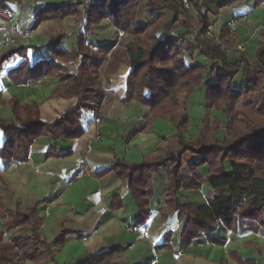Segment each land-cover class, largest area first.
<instances>
[{"label":"crops","instance_id":"obj_1","mask_svg":"<svg viewBox=\"0 0 264 264\" xmlns=\"http://www.w3.org/2000/svg\"><path fill=\"white\" fill-rule=\"evenodd\" d=\"M225 1L206 5L210 9L212 26L220 36L223 25L231 23L232 19H240L238 32L229 31L236 43L249 42L246 55L255 62L256 51L264 44V0H240L219 8L218 5ZM86 2L0 0V9H9L13 13L8 18L0 17V123L16 120L12 99H18L20 105H37L42 120L48 123L76 104L75 97L56 96L55 92L63 87V69L73 73L79 70L80 58H74L72 51L76 49L77 36L84 29ZM64 3H70L74 10L63 19L52 18V12L42 10ZM148 3L149 0H131L127 15L135 13L136 26L154 23ZM190 11L196 19L197 14L192 9ZM172 13L168 8L164 10L163 23L168 24L173 18ZM184 19L181 14L178 23L182 24ZM17 27L28 31L31 37L16 36L12 42ZM120 32L110 19H105L86 32V36L96 53L101 43L118 40L116 46L119 44L125 48L134 39L128 33L125 37H118ZM185 32V28L178 27L174 35ZM61 36L64 38L59 52L47 49L52 37ZM157 36L164 38L165 30L159 29ZM122 39L124 44L119 41ZM17 47L23 50L11 54ZM128 56L123 55V62L108 79L103 72L106 66L102 67L98 83L105 87L102 104H108V107L99 126L94 125L89 110L82 111L84 134L80 138L67 140L55 139L51 134L42 135L30 147L28 159L16 162L2 157L6 135L0 128V209L15 213L18 208L29 209L38 205L37 213L43 220L38 236L45 243L34 244L30 227L7 228V218L0 213L1 242L12 244L18 240L23 246L21 256L26 252L33 257L5 264H153L154 261L156 264H264V228L259 232L243 231L241 224L234 232L219 222L210 239H198L191 247L181 250L185 219H181L176 209L167 207L164 191L168 168H162L153 176L151 213L144 222L140 221L139 205L130 183L117 175L118 161L139 164L147 156H165L170 149L177 150L179 142L176 138L178 130L170 121L162 118L151 121L150 107L135 99L124 102L132 70ZM5 57L8 58L4 60ZM53 57L63 69L52 67L54 71L28 82L23 72L12 75L24 62L29 68L37 64L45 67ZM205 60L198 56L194 59L198 63H207ZM187 110L191 126L184 135L193 136L197 141L208 112L201 88L191 95ZM141 126L144 129H139ZM214 156L215 151L203 156L185 154L182 174L187 181L197 184L196 173L201 178L206 177L210 163L217 160ZM199 161L203 164L200 167L188 165ZM81 165L84 174L78 175ZM211 190L210 184L204 183L196 189L182 188L179 197L193 207L203 206L208 204ZM64 232L65 243L53 245L52 242ZM170 232L171 238L167 241L166 234Z\"/></svg>","mask_w":264,"mask_h":264},{"label":"trees","instance_id":"obj_2","mask_svg":"<svg viewBox=\"0 0 264 264\" xmlns=\"http://www.w3.org/2000/svg\"><path fill=\"white\" fill-rule=\"evenodd\" d=\"M223 0H149L148 10L153 14L154 23L135 25V13L127 15L131 0H93L87 5L85 15L86 31L90 32L105 19H110L117 30L134 36L121 51L115 41L98 45V51L93 53L87 44L86 34L77 36L76 49L72 51L74 58H80L79 70L76 74L66 73L61 76L63 87L55 92L56 96L75 97L76 104L70 106L64 114L52 123L42 120L37 105H20L18 99H12V107L16 120H3L0 128L6 135L2 157L7 160L24 162L28 159L29 149L35 139L51 134L55 139L73 140L84 134L81 123L83 109H91L90 102L103 103L105 90L98 83L101 70L106 66L104 75L108 79L123 62L120 57L127 54L132 67L128 78V94L124 102L135 99L151 108V121L162 118L170 120L171 114L179 109H187L188 101L196 89L204 92L206 108L217 109L229 118V139L210 136L208 114L203 120V130L196 143L187 141L184 133L189 123L184 115L178 130L179 148L170 149L165 156L152 158L147 156L139 164L118 161L117 175L130 183V189L139 205L141 220L144 222L151 213L150 200L153 197V176L162 168H168V179L165 185L167 207L177 210L181 219H185L181 233V250L187 249L194 241L201 238L210 239L215 227L222 222L226 228L237 232L239 224L243 231L259 232L264 228V44L256 51V61L252 62L246 55L230 56L220 47L202 39L199 35L193 37V27L198 25L201 33H206L211 19L207 4H219ZM240 0H227L218 7L228 6ZM168 8L173 18L163 23L164 10ZM197 14L195 19L190 10ZM42 10L52 12V18H65L73 10L70 3L47 6ZM181 14L184 21L180 22ZM80 16V15H79ZM78 16V17H79ZM81 18V16L79 17ZM178 27L186 29L185 33L174 35ZM165 30L164 38H159V29ZM64 36L52 37L47 49L59 52ZM220 38L225 44L236 41L227 26H223ZM90 44H93L90 42ZM17 47L11 54L22 51ZM201 55L207 63L194 61L195 55ZM8 57H5L6 60ZM190 61L192 63H190ZM37 64L31 68L24 62L14 73H24L27 82L38 79L54 69H63L55 63V57L47 62L45 67ZM214 79L211 81V77ZM149 94L146 95L145 92ZM178 97L183 103H178ZM241 102L237 107V103ZM108 104L103 108L106 110ZM251 111V113L249 112ZM255 111V112H253ZM249 112V113H248ZM238 113H242L241 121L233 124ZM144 129V126L139 127ZM216 151L218 160L210 163L206 177L196 173L197 184L188 182L182 174L184 168L183 156L187 153L196 156L207 155ZM67 154V153H66ZM190 166L200 167L201 161L192 162ZM208 183L212 187L208 194V204L193 207L180 200L182 188L196 189ZM38 205L29 209L18 208L15 213L1 211L7 218V228L30 227L33 230L34 244L42 243L38 236V228L43 220L38 215ZM171 232L166 234L167 241ZM0 261L5 264L17 261L16 249L23 248L17 240L12 244L1 242ZM66 241V232L52 242L62 245ZM52 244L48 247L50 250ZM19 261L33 258L26 255Z\"/></svg>","mask_w":264,"mask_h":264},{"label":"rangeland","instance_id":"obj_3","mask_svg":"<svg viewBox=\"0 0 264 264\" xmlns=\"http://www.w3.org/2000/svg\"><path fill=\"white\" fill-rule=\"evenodd\" d=\"M88 1H90V0H87V2ZM87 2H86V4H85V6H84V17H85V13H86V11H87ZM233 21V19L231 20V22ZM224 22V21H223ZM181 23H182V21H181ZM229 24L230 23H228V24H225V25H223V26H227L228 28H229ZM210 25L212 26L213 24L212 23H210ZM222 26V27H223ZM83 27H84V29H83V31H82V33H85V34H87L88 32L86 31L87 29H86V22H85V24L83 25ZM196 27H198V25H196ZM194 28V27H193ZM263 29H264V26H263ZM229 30H230V28H229ZM238 30V27L235 29V30H233L235 33L236 32H238L237 31ZM120 31V30H119ZM232 31V32H233ZM87 32V33H86ZM121 32H124V31H121ZM121 32L118 34V37H125L126 35V33L127 32H124V34H121ZM213 32H214V39L216 40H218L219 42H220V47L222 48V46H224V47H226V48H233V47H235L237 44H240V43H236V42H234V43H231V44H225L224 42H222V40H221V38H220V36L219 35H217L216 34V32H215V29H214V26H213ZM128 34H130V33H128ZM132 35V34H131ZM212 38V39H213ZM86 39H87V44L86 45H89L91 48V50H92V52H93V47H92V45L90 44V41L88 40V37L86 36ZM118 39V38H117ZM202 39H204V40H206V41H208L209 43H211V44H214L211 40H209V39H207V38H202ZM119 41H121L123 44H124V42H125V40H119ZM115 43H118V40H116L115 41ZM119 45V44H118ZM117 45V47L121 50V51H123L124 50V48H122L120 45L118 46ZM215 45H217V44H215ZM223 49V48H222ZM95 50V49H94ZM224 51H225V53H227V54H229L231 57L232 56H236V55H241V54H244V53H238V52H227L225 49H223ZM94 53V52H93ZM123 55H126V54H122L120 57L122 58V60H123ZM196 56H198L199 58L201 57L202 59H204V57H202L201 55H195V58H196ZM248 57V56H247ZM194 58V59H195ZM197 62V61H196ZM62 75H64V74H66V73H71V74H76V73H73V72H69L68 70H66V69H63L62 71ZM106 78V77H105ZM211 81L214 79V76H212L211 78ZM104 90H105V87H102ZM105 93H106V90H105ZM178 103H180V104H182L183 103V98H181V97H178ZM90 104L91 105H93V108H91V109H88L89 110V117L90 118H92L93 120H94V125L95 126H99V125H101L102 124V121H103V118H104V114H105V109L103 108V104H101V105H99L97 102H90ZM240 104H241V102H239V103H237V107L238 106H240ZM187 109H188V106H187ZM187 109H185V110H183V109H179L178 111H176L174 114H171V117H170V122H171V124H173L174 126H176L177 124H179V122L182 120V118L184 117V115H186V116H188L186 113H187ZM83 110H86V109H83ZM82 110V111H83ZM92 112H94L93 114H91ZM250 113H251V111H249ZM248 112V113H249ZM253 112H255V111H253ZM206 114H208V124H209V129H206L207 130V133L210 135V136H217V135H220V139H223L222 137H224L223 136V134H224V131L226 130L227 132H226V134H225V138L226 139H229L230 138V136H232V133H230V129L227 127L228 126V122L227 121H229V118L227 117V116H225V115H223L220 111H218L217 109H215V108H213V109H210V110H208V112L206 113ZM152 116H153V113H152ZM205 117H206V115H205ZM204 117V118H205ZM101 119V122H100V124H98V123H96L97 121H96V119ZM152 118V117H151ZM188 119H189V116H188ZM241 119H242V113H238L237 114V116H236V118H235V121H233L234 123L233 124H235V123H237V122H239V121H241ZM191 126V124H190V122L188 123V125H187V127H186V129H187V131L186 132H188L189 131V127ZM204 126V125H203ZM185 132V133H186ZM184 133V134H185ZM185 136V135H184ZM200 136V135H199ZM186 137V139H187V141H190V142H194V143H196L197 141L195 140V138H193V136H185ZM224 138V139H225ZM193 139L196 141H193ZM199 139V138H198ZM215 151V150H214ZM215 153H216V156H217V160H218V158H219V155H217L218 153L215 151ZM216 156H214L213 158L214 159H216Z\"/></svg>","mask_w":264,"mask_h":264},{"label":"built area","instance_id":"obj_4","mask_svg":"<svg viewBox=\"0 0 264 264\" xmlns=\"http://www.w3.org/2000/svg\"><path fill=\"white\" fill-rule=\"evenodd\" d=\"M186 7H188V3H187V0H183ZM93 3V0H90L87 2L88 5L92 4ZM13 15L12 11H10L9 9H0V17L1 18H8V17H11ZM183 15V14H182ZM241 20L243 21V17H241ZM240 22V19H237L235 18L230 24H229V28L231 31L235 30L237 27H238V24ZM121 34H124V32H121ZM192 35L193 37H196V36H200L201 38H207L209 40H211L214 44H217L219 45L220 42L216 39H214V32H213V26L209 25L206 33H201L200 31V28L199 27H194L193 30H192ZM17 37H23V38H30L31 37V34L26 31L25 29H23L22 27H17L15 29V35L14 37L11 39L12 42H15V38ZM213 38V39H212ZM249 44V42H246V43H240V44H237L235 47L233 48H226L224 46H222L223 49H225L227 52H238V53H245L246 52V45ZM94 112H92L91 114H93ZM96 123L100 124L101 122V119H96ZM88 150L90 151L91 150V146L89 145L88 146ZM84 174V166L81 165L80 167V170L78 172V175H82ZM16 252H17V261H19V258L21 257V254H22V251L21 249L17 248L16 249ZM153 264H156V261L153 262Z\"/></svg>","mask_w":264,"mask_h":264}]
</instances>
